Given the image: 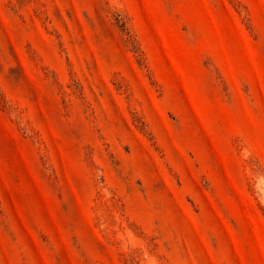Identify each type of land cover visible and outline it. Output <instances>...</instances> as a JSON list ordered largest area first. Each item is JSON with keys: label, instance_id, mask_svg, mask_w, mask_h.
Listing matches in <instances>:
<instances>
[{"label": "rangeland", "instance_id": "1", "mask_svg": "<svg viewBox=\"0 0 264 264\" xmlns=\"http://www.w3.org/2000/svg\"><path fill=\"white\" fill-rule=\"evenodd\" d=\"M0 264H264V0H0Z\"/></svg>", "mask_w": 264, "mask_h": 264}]
</instances>
